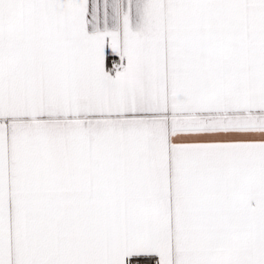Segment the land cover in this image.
I'll return each mask as SVG.
<instances>
[{"label":"snow or ice","instance_id":"1","mask_svg":"<svg viewBox=\"0 0 264 264\" xmlns=\"http://www.w3.org/2000/svg\"><path fill=\"white\" fill-rule=\"evenodd\" d=\"M0 264H264V0H0Z\"/></svg>","mask_w":264,"mask_h":264}]
</instances>
